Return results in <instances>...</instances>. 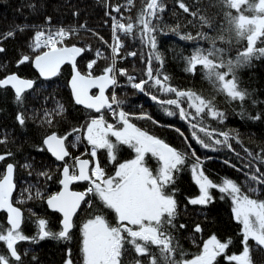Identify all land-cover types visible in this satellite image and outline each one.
<instances>
[{
  "label": "snow or ice",
  "instance_id": "1",
  "mask_svg": "<svg viewBox=\"0 0 264 264\" xmlns=\"http://www.w3.org/2000/svg\"><path fill=\"white\" fill-rule=\"evenodd\" d=\"M144 2L146 7L141 10L135 20V25L138 26L135 32L134 23L131 20L125 24L121 22L122 17L117 19L111 16V11L119 13V7L112 8L110 12L105 13L111 17L113 22L112 40L114 43L109 45L113 53L111 66L106 67L101 75H94L91 71L88 74H83L78 69L77 57L82 54L83 49L75 45L67 46L64 43L70 31L75 29L49 28L47 35L42 28L36 30L34 42L29 45L31 51L35 53L34 57L25 54L19 59L18 66L31 63L39 76L45 80L57 76L65 64L71 65L70 87L74 103L96 113H101L103 109H107L112 112L113 118L118 115V122L123 127L116 128L113 124L108 123L104 115L101 114L98 118H91L90 122L82 128L77 127L66 135H58L56 132H52L44 136L42 140L44 147L38 148V151L46 149L56 161L63 162L57 166L62 168V172L56 177L61 185V190L46 197L48 207L62 216L61 229L58 232L49 230L46 220L39 218L36 235L29 237L23 234L21 229L22 212L13 205L12 201L13 190L16 187L14 183L16 166L13 163L6 164L5 170L0 173V210L7 213V225L10 227H7L6 232L0 228V242H3L7 249L6 253H0V264H13V261L20 264L22 257L16 247L19 242L37 243L49 238L71 240L70 233L74 226L73 217L81 208L82 203L89 205L92 203L86 199L89 193L98 198L105 208L115 213L117 224L113 226L102 215L97 214L82 225L80 244L82 264H123L122 257L130 250L136 254L132 264H144V261L138 257H147L149 264H158V259L151 252L149 245L158 248L164 264H214V261L221 254L226 255L229 264L232 262L234 264H249L251 247L248 241L252 240L257 246H264V201L250 198L231 178H224L219 184L213 182L200 170L201 160L197 158L191 165V171L193 179L199 187V195L196 198H189L188 203L205 206L212 202L213 196L210 189H217L224 197L229 198L232 204L233 217L237 223L243 226L242 253L227 254L226 250L231 241L221 242L213 235L203 244L202 252L194 259L184 261L175 259L178 245L174 244L171 229L177 227L175 223L177 201L174 197V190L170 192L168 188L175 181L174 174L181 171L186 164L187 154L135 127L130 122V116L133 114L126 110H119L117 113L113 109V105L120 109L124 101L120 100L115 92L112 93L111 97L107 96L106 90L109 87L120 86L116 75L118 72L119 76L127 77L129 86L148 95L153 102L174 106L175 109L179 110L178 114L182 120L197 121V123H192L191 127L193 129L199 128L200 132H205V116L223 122L225 114L215 107L212 99L205 98L192 90H180L168 83L170 77L163 72V56L158 49L157 39L158 33L166 35L168 32L155 22L161 19L160 13L165 11V6L162 0H144ZM176 4L183 13L193 17V20L198 19L201 29L204 27L214 28L212 18L205 15L199 7L190 6L184 0H176ZM214 6L221 9L223 18L227 22V27L221 25L216 36H211L204 31L197 32L195 35L190 32L182 33L180 25L170 27L169 31L176 34L180 40L210 41L211 46L209 48L195 47L190 55L183 58L186 63L183 71L195 75L199 67L203 70V76L218 93L226 94V97L230 98L231 101H243L246 98V93L238 87L235 69L247 64L256 53L259 56H264V47H256L258 41L264 44V0H259L258 3H254L252 0H215ZM29 7L35 10L36 5L30 4ZM232 10H235L236 14H233ZM245 12L258 13L259 15H245ZM74 15H78V12H74ZM45 22L50 25L51 17H45ZM30 27L26 24L18 25L17 29L23 32ZM118 33H123L124 36H132L134 39L138 36L141 45L148 49L146 70L143 71V76L147 79L141 78L139 82H136V77L128 75L124 69L116 68V57L119 55V50L124 46ZM14 36L15 31L3 34L5 39ZM233 37L236 38L237 42L246 39V48L239 51L235 61L232 59L225 60L226 49L218 47L217 42H224L227 39L230 43ZM41 49L44 50L40 51ZM4 51L5 49L0 47V53ZM128 55L134 57L137 53L129 52ZM140 59L142 63H145L143 53ZM154 61L158 62L160 66L156 67ZM95 63V60L89 62L87 69H93ZM149 83L162 95L174 94V98L160 99L146 89L145 86ZM8 88L14 91V100L21 109L16 120L21 127H24L26 124L25 113L28 112L25 107L24 94L34 88V81L20 78L17 74H8L4 78H0V89ZM93 88L98 89V94H90ZM183 103H186L187 107L182 106ZM55 111L57 114H63L66 110L62 104L58 103ZM165 111L170 116L175 114L168 109ZM249 118L260 119L261 115L257 114L255 117ZM32 119L35 120L36 117L32 116ZM41 123L52 125V114L48 109H44V118ZM73 133L80 134L75 135L74 140L66 144L68 137L72 136ZM192 135L197 143L204 147L212 146L198 137L196 132H193ZM206 135L213 144H223L228 146L229 150H233L229 140L236 139V137L230 136L229 132L222 133L223 141L213 139L211 132H206ZM110 136L115 137L119 144L134 149L136 153L134 159L118 164L114 176L106 177L98 165L95 168H90L88 159L76 157L73 164L67 163L66 158L70 157L69 145L76 147L82 140L91 146V157H96L97 149H106L109 158L115 161V145L109 140ZM2 143L4 140H0V144ZM244 151L252 160L264 163V150L258 154L252 153L247 148ZM147 153L158 160L159 167L156 172L150 170L145 164ZM12 155L11 152L0 154V162ZM192 155L195 153L193 152ZM23 167L32 169L33 165L25 163ZM245 167L251 168L252 162L250 161ZM29 174L31 175V172ZM36 175L46 180L53 179L49 170L38 171ZM245 176L255 182L256 185H249L248 191L260 192L259 185L264 184V173H260L259 168H256L255 173H245ZM77 181L89 182L90 186L86 192L70 190V185ZM25 191H31V189ZM29 198L43 199L44 193L37 187L34 197L30 196ZM17 203H23V201L20 200ZM185 227L184 224L179 225L180 229ZM194 231L196 233L202 232L201 226L197 224ZM126 246H130V248ZM67 251L68 259H66L65 264H73L71 249ZM36 259L37 257L33 256V260Z\"/></svg>",
  "mask_w": 264,
  "mask_h": 264
},
{
  "label": "trees",
  "instance_id": "2",
  "mask_svg": "<svg viewBox=\"0 0 264 264\" xmlns=\"http://www.w3.org/2000/svg\"><path fill=\"white\" fill-rule=\"evenodd\" d=\"M184 2L190 6L199 7L205 15L212 18L214 28L204 27L201 29L199 20H193V17L183 13L178 8L176 0H162L165 11L160 13L161 19L155 22L168 32L166 35L157 34L158 49L163 56V72L170 77L168 83L171 86L180 90H192L205 98L212 99L215 107L225 114L223 122L205 116V132H200L199 128L193 129L191 124L197 123V121L182 120L178 114L179 110L174 106L153 102L148 95L135 91L128 85L127 80L119 75H117V79L120 86L115 87L114 91L118 98L124 101V104L120 106V109L113 105V109L117 113L119 110H126L133 114L130 116V122L135 127L187 154L186 164L181 171L174 174L175 181L168 188L170 192L174 190V197L177 201L175 221L177 227L171 229V232L174 236V244L178 245L175 259L180 261L189 260L200 254L203 249L202 242L213 235L221 242L231 241L226 250L227 254H240L243 248L242 225L237 223L233 217L229 198L224 197L217 189H210L213 196L212 202L205 206L188 203L189 198H196L199 195V187L195 183L191 171V165L197 158L201 160L200 170L213 182L219 184L224 178H231L250 198L264 201V184L259 185L260 192H249V185H256L245 176V173H255L256 168H259L260 173H264V163L252 160L244 151L247 148L252 153L258 154L264 150V56H259L256 53L247 64L235 69L238 87L246 93V98L243 101H231L226 97V94L218 93L203 76V70L199 67L195 75L184 72L183 68L186 63L183 58L190 55L195 47L209 48L210 41L180 40L176 34L169 31V28L180 25L182 33L190 32L195 35L197 32L204 31L211 36H216L221 25L227 27L221 9L214 6L215 0H184ZM252 2L258 3L259 0H252ZM30 4L36 5L35 10L29 7ZM115 7L120 8L119 13L111 11ZM145 7L144 0H131V3L129 0H0V47L5 49L0 53V78L15 73L19 77L34 81V88L24 94L25 107L28 109V112L25 113L26 124L24 127H21L16 120L21 109L15 102L14 95L9 89H0V140H4V143L0 144V154L6 152L13 154L0 162V173L3 172L7 163H13L16 166L14 171L16 189L12 201L22 210L21 229L23 234L26 230V235L29 237L36 235L37 221L42 218V212L45 213L49 221L51 220L49 226H52L51 231H53L52 215L42 207L43 199L29 198L30 196L34 197L37 187L44 193V196L52 193L57 187L56 177L59 171L57 165L59 164L55 163L45 150L38 151V148L43 147L42 139L46 134L52 132L66 135L80 124L89 123L88 117L95 116V114L72 103L66 87L70 75L69 66H62L60 73L49 80H40L30 69L29 63L18 66L19 59L25 54L31 56L29 45L34 42V32L38 28L50 27L53 29L60 26L66 29H75L70 31L72 38L75 39L72 40V43L83 49L82 54L77 58L78 69L83 74H88L91 71L94 75H100L112 63V56L101 41V38L106 41L112 40V27L105 13L111 11V15L117 19L122 17L121 22L125 24L131 20L134 23L135 32L138 27L135 25L136 17ZM74 12H78V15H74ZM232 12L236 14L235 10ZM244 14L259 15L249 12ZM45 17H51L50 25L45 22ZM25 24L31 27L23 32L17 29L18 25ZM9 31H15L13 39L3 38V34ZM118 34L124 46L116 57V66L136 77L137 82L141 78L147 79L143 76V71L146 70L148 49L141 45L138 36L134 39L132 36H124L123 33ZM225 35L227 36V33ZM246 43V39L237 42L233 37L230 43L227 39L224 42L218 41L217 46L226 49L225 60L235 61L239 51L245 49ZM256 47H264V44L258 41ZM129 52H136L137 55L129 56ZM142 53L145 56V63H142L140 59ZM93 60L96 61L93 69H87V64ZM154 63L156 67L160 66L158 62L154 61ZM145 87L160 99L174 98V94L162 95L155 87L151 86V83ZM58 103L62 104L66 110L63 114H57L55 111ZM182 106L187 107L186 103H183ZM44 109H48L52 114L53 123L51 126L41 123L44 118ZM165 109L173 111L175 114L170 116ZM108 113L106 109L101 112L107 122L118 121V115L113 118L109 117ZM257 114L261 115L260 119L249 118L255 117ZM32 116H35L36 119L33 120ZM179 131H182V134ZM193 132H196L198 137L212 146L204 147L197 143L192 135ZM206 132L213 133V139L221 141L224 139L222 133L229 132L230 136L236 137V139L229 140L233 150H229L228 146L223 144H213L208 139ZM217 133L220 134L216 135ZM74 137L73 133L68 137V142L74 140ZM109 140L115 145V161L109 158L106 149L96 150L98 166L103 169L107 177L112 176L111 171L117 164L132 160L136 156L134 149L119 144L115 137L110 136ZM84 148H90V145L81 141L73 149V154H80ZM193 152L195 155H192ZM250 161L252 167H245ZM25 163H31L33 168H24ZM145 164L153 172L158 170V160L150 153L145 155ZM41 170H49L53 179L46 180L43 177H37L36 172ZM26 189H31V191H25ZM20 200L23 203H17ZM93 201L94 205L100 207L98 213L109 216V223L116 226L117 220L114 212L105 208L99 199L95 198ZM180 224H184L186 227L180 229ZM197 224L202 228L200 233L194 231ZM0 228L6 232L7 226L2 213H0ZM248 243L251 247L250 264H264L262 247L257 246L252 240H249ZM149 247L151 252L156 255L158 264H164L158 248L152 245ZM18 252L23 255V247L18 249ZM0 253H4L2 249ZM31 256L33 264H45L43 259L40 260L41 256L53 263L54 256H51L49 250L33 249ZM33 256L37 257L35 261ZM142 260L144 264H149L147 257H142ZM214 264H229V262L226 255L221 254Z\"/></svg>",
  "mask_w": 264,
  "mask_h": 264
},
{
  "label": "flooded vegetation",
  "instance_id": "3",
  "mask_svg": "<svg viewBox=\"0 0 264 264\" xmlns=\"http://www.w3.org/2000/svg\"><path fill=\"white\" fill-rule=\"evenodd\" d=\"M91 118L94 117H90L87 120H91ZM86 122V121H85ZM83 124H80L78 127H83ZM75 135L80 134V133H74ZM68 144V141H66ZM82 142H86L84 140H82ZM69 152H70V157L74 158L79 156L78 154H72L71 153V146L69 145ZM68 158V157H67ZM66 158V161L68 163V159ZM80 158V157H79ZM82 159H87L86 156H82ZM74 161V160H72ZM58 166V165H57ZM59 174V171H58ZM89 182L87 183H76L74 182L73 184H71L70 186V190L72 191H78V192H86L87 188L89 187ZM58 190V184L57 187L52 191L51 194H55L56 191ZM48 195H45L43 198V204L42 207L46 209L45 206V199ZM96 197H94L92 194H87L86 199L91 201V205L89 204H83L81 205V208L77 210L76 215L73 217V221H74V226L71 230V240H57V239H45L43 241H38L37 243H30L29 241H22L19 242L16 247L17 249H21L23 247V255L21 254L22 260L20 262V264H33L32 263V256H31V250H38L40 251L41 249L43 250H49L51 253V256L53 257V263L47 261V258H44V256H41V261L42 259L44 260L43 262H45V264H65L66 259H68V249H71V260L73 262V264H82V257H81V252H80V244H81V228L82 225L84 223L87 222V220L89 218H94L95 215L99 214V210L100 207L97 205H94V199ZM98 199V198H97ZM47 210V209H46ZM47 212H50L47 210ZM43 216L42 218L46 220L47 222V227L49 230H51L52 226H49V221L48 218L46 217L45 213L42 212ZM49 214L52 215V223H53V232H58L61 227H60V220H61V216L55 212H50ZM100 215V214H99ZM102 216L109 222V216L102 214ZM116 219V218H115ZM55 224V225H54ZM25 230V229H24ZM29 231V230H28ZM24 234L26 235V230L24 232ZM126 235V234H125ZM29 236V235H27ZM34 236V235H30ZM2 246L0 247V250L2 249L4 253L7 252L6 250V245L1 242ZM21 246V248H20ZM129 247L130 246H126ZM136 257V254L133 250H130L128 252H126L124 254V256L122 257V260H124L123 264H132L133 258ZM139 259L142 260V257H138ZM13 264H16L15 261H13Z\"/></svg>",
  "mask_w": 264,
  "mask_h": 264
},
{
  "label": "water",
  "instance_id": "4",
  "mask_svg": "<svg viewBox=\"0 0 264 264\" xmlns=\"http://www.w3.org/2000/svg\"><path fill=\"white\" fill-rule=\"evenodd\" d=\"M65 65H68V64H65ZM69 66V68H70V75H69V78L67 79V82H66V87H67V89H68V92H69V95H70V98H71V100H72V102L74 103V100H73V98H72V94H71V87H70V81H71V77H72V67H71V65H68ZM30 68L32 69V71L39 77V79L40 80H45L44 78H42V77H40L39 76V73L35 70V68L32 66V64L30 63ZM5 77V76H4ZM4 77H2V78H4ZM48 80V79H47ZM110 88V87H109ZM108 88V89H109ZM13 94H14V91L11 89V88H8ZM108 89L106 90V95H107V91H108ZM91 91H95V94L94 95H96V94H98V89L97 88H93V89H91ZM91 94V93H90ZM74 105L75 106H78V107H80V108H82V109H85L83 106H80V105H76L75 103H74ZM86 110H89V109H86ZM91 112H94V113H96L95 111H93V110H90ZM45 151H46V153L53 159V160H55V158L54 157H52L51 156V154L50 153H48L47 152V150L45 149ZM56 161V160H55ZM56 162H58V163H60L59 161H56ZM5 168H6V165H5V167H4V170H5ZM3 170V171H4ZM62 172V168H61V171H60V173ZM78 183H80V182H83V181H77ZM58 185H59V189H58V191H60L61 190V185L58 183ZM14 190H15V188H14ZM14 190H13V192H14ZM57 191V192H58ZM45 206H46V208H47V210L48 211H50V212H55V211H53L52 209H50L49 207H48V205H47V203H46V199H45ZM15 207H17V206H15ZM18 208V207H17ZM0 212H2V213H4V215H5V223L7 224V213L6 212H4V211H2V210H0ZM55 213H57V214H59L60 216H61V214L60 213H58V212H55ZM61 221H62V216H61V220H60V227H61ZM10 227V226H9Z\"/></svg>",
  "mask_w": 264,
  "mask_h": 264
},
{
  "label": "rangeland",
  "instance_id": "5",
  "mask_svg": "<svg viewBox=\"0 0 264 264\" xmlns=\"http://www.w3.org/2000/svg\"><path fill=\"white\" fill-rule=\"evenodd\" d=\"M107 16H109V15H107ZM112 16V15H111ZM110 17V16H109ZM111 18V17H110ZM45 28H49V27H45ZM39 30V29H38ZM73 40H75V39H73ZM65 43V42H64ZM69 44H72V40L71 41H69L68 42ZM246 45H247V43H246ZM78 47V46H77ZM246 48V47H245ZM194 111V110H193ZM108 115H109V117H113V115H112V112H109L108 113ZM108 123H111V124H113L116 128H118V129H120V128H122L123 127V125L122 124H120V123H118V121H116V122H112V121H110V122H108ZM179 133L180 134H182V131H179ZM185 141H186V139H184ZM91 147V146H90ZM75 147H71V153L73 154V149H74ZM90 152H91V148H90V150H87V149H84L80 154H78L79 156H77V157H82L83 155H88V156H90L91 157V155H90ZM74 158H76V157H74ZM74 158H71V157H68L67 159H68V164H73V161L72 160H74ZM97 158V155H96V157L94 158V159H96ZM93 159V157H91V161L92 160H94ZM97 163V162H96ZM118 166V164L114 167V169L111 171V175L112 176H114L115 175V170H116V167ZM105 173V172H104ZM107 177V176H106ZM243 227V226H242ZM210 239V238H209ZM208 239H206V240H204L203 242H202V245L207 241ZM262 247V249H263V251H264V246H261ZM203 248V247H202ZM203 250V249H202ZM242 253V252H241ZM240 253V254H241ZM195 258V257H194ZM194 258H191V259H194ZM191 259H189V260H191ZM262 260H264V255L262 256ZM249 264H250V262H249Z\"/></svg>",
  "mask_w": 264,
  "mask_h": 264
},
{
  "label": "bare ground",
  "instance_id": "6",
  "mask_svg": "<svg viewBox=\"0 0 264 264\" xmlns=\"http://www.w3.org/2000/svg\"><path fill=\"white\" fill-rule=\"evenodd\" d=\"M96 167V164L93 166V168H95Z\"/></svg>",
  "mask_w": 264,
  "mask_h": 264
}]
</instances>
